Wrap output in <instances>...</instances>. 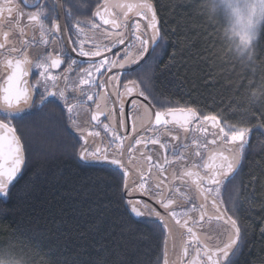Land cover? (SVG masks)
<instances>
[{"label":"snow or ice","instance_id":"1","mask_svg":"<svg viewBox=\"0 0 264 264\" xmlns=\"http://www.w3.org/2000/svg\"><path fill=\"white\" fill-rule=\"evenodd\" d=\"M83 7L80 0H0V197L11 195L25 166V122L53 105L79 134L78 159L111 180L126 210L154 218L162 245L156 264H234L247 231L238 201H225L222 190L243 167L251 129L165 104L147 74L128 78L163 46L153 0H95L90 16ZM251 27L249 20L245 44ZM0 264H17L10 248L0 250ZM71 264L110 261L97 253Z\"/></svg>","mask_w":264,"mask_h":264},{"label":"trees","instance_id":"2","mask_svg":"<svg viewBox=\"0 0 264 264\" xmlns=\"http://www.w3.org/2000/svg\"><path fill=\"white\" fill-rule=\"evenodd\" d=\"M80 2L90 16L95 0ZM153 3L165 39L144 72L156 96L251 129L243 167L230 186L247 231L232 259L264 264V17L250 55L240 57L206 0ZM25 125V166L11 195L0 197V250L10 248L17 264H71L97 253L110 264H156L160 230L133 219L111 180L78 159V144L60 109L49 107Z\"/></svg>","mask_w":264,"mask_h":264},{"label":"rangeland","instance_id":"3","mask_svg":"<svg viewBox=\"0 0 264 264\" xmlns=\"http://www.w3.org/2000/svg\"><path fill=\"white\" fill-rule=\"evenodd\" d=\"M211 13L223 21L226 38L231 50L242 57L250 55L251 48L257 40L264 17V0H206ZM221 20H220V18ZM252 22V38L245 44L246 27ZM249 147V145H248Z\"/></svg>","mask_w":264,"mask_h":264},{"label":"flooded vegetation","instance_id":"4","mask_svg":"<svg viewBox=\"0 0 264 264\" xmlns=\"http://www.w3.org/2000/svg\"><path fill=\"white\" fill-rule=\"evenodd\" d=\"M19 2L21 3V6H23V2H24V0H19ZM33 2V0H29V4H31ZM27 10H30V9H26V11ZM95 10V9H94ZM93 10V11H94ZM91 15V14H90ZM83 19V18H82ZM31 35H32V32L31 31H29V38L31 37ZM37 36H38V34H37ZM32 52H33V54H35V52H36V48L34 47L33 49H32ZM146 69V68H145ZM145 69L144 70H142V71H140V72H136V71H133L132 72V74L128 77L129 79H138V78H143L144 77V75H145ZM57 71H59V70H57ZM36 78V74H35V72L29 77V79L30 80H34ZM157 98L159 99V97L157 96ZM159 100H161V99H159ZM89 103H91V102H89ZM53 105H50L49 107H52ZM57 108H59V107H57ZM130 108V106H128V107H126V111L128 110ZM60 109V108H59ZM140 116H142V112L139 114ZM87 117H82V119H86ZM101 119H103V117L101 118ZM66 123H67V120H66ZM129 123L131 124V120L129 121ZM136 123H137V127H139V124H140V120L139 119H137L136 120ZM68 124V123H67ZM69 128H70V135L71 136H73V138L76 140V142L78 141V139H79V134L74 130V128H72V127H70L69 126ZM101 135L103 136V133H101ZM181 135V137L183 138V133H181L180 134ZM189 143H190V141H188ZM80 143H82V141H80V142H77V144H78V148L80 147ZM150 147H153L154 148V150H159V146L157 145V146H150ZM211 147V146H210ZM141 163H143V161H141ZM230 186L231 185H229L228 187H227V189L226 190H222V195H223V198L225 199V201H227L228 200V198H229V193H230ZM135 197L137 198V199H139L140 198V196H139V194L137 193V194H135ZM144 199L145 200H147V197H144ZM125 206H126V202H125ZM127 210H128V212L130 213V208H127ZM134 219V218H133ZM153 220H154V218H149V217H147V216H145V217H143V219L142 220H140V221H146V222H151V223H154L153 222ZM155 224V223H154ZM178 233V232H177ZM177 233H176V235H177ZM178 236H179V241H180V239H181V236H180V234L178 233ZM171 244H172V241H171V238H170V240H169V256H170V258H171V256H172V252H171Z\"/></svg>","mask_w":264,"mask_h":264},{"label":"water","instance_id":"5","mask_svg":"<svg viewBox=\"0 0 264 264\" xmlns=\"http://www.w3.org/2000/svg\"><path fill=\"white\" fill-rule=\"evenodd\" d=\"M143 63V62H142ZM248 145H249V142H248ZM23 168V167H22ZM22 172V171H21ZM20 176V174L18 175V177ZM17 177V178H18ZM130 215L132 216V218H134L136 221H140L143 219V217H136L133 213H131L130 211ZM176 239H177V243L179 244V236H178V233L176 235ZM170 240V239H169Z\"/></svg>","mask_w":264,"mask_h":264}]
</instances>
